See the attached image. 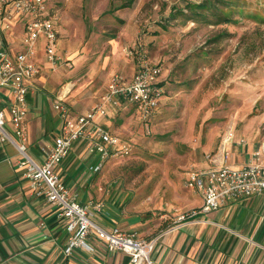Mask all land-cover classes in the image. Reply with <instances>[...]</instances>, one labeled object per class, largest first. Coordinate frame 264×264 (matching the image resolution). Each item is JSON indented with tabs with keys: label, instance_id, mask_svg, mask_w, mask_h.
I'll list each match as a JSON object with an SVG mask.
<instances>
[{
	"label": "rangeland",
	"instance_id": "rangeland-1",
	"mask_svg": "<svg viewBox=\"0 0 264 264\" xmlns=\"http://www.w3.org/2000/svg\"><path fill=\"white\" fill-rule=\"evenodd\" d=\"M46 1L57 13L60 58L44 59V80L67 103L85 95L99 103L108 76L130 67L124 49L133 45L164 77L165 96L148 118L128 103L117 110L113 128L130 153L99 171L106 176L98 202L113 196L122 215L144 211L183 222L179 194L200 201L186 172L200 167V155L222 150V136L211 140L216 133L246 130L242 138L253 136V153L264 161V0Z\"/></svg>",
	"mask_w": 264,
	"mask_h": 264
},
{
	"label": "crops",
	"instance_id": "crops-1",
	"mask_svg": "<svg viewBox=\"0 0 264 264\" xmlns=\"http://www.w3.org/2000/svg\"><path fill=\"white\" fill-rule=\"evenodd\" d=\"M56 31L58 34L57 28ZM6 34H10L11 38L5 39ZM22 37L23 22L15 18L12 27L1 33L2 46L15 54L24 49ZM58 50L59 37L57 53ZM126 57L130 67L123 66L119 72L130 78L137 68V59L127 54ZM44 59L43 42L40 40L35 56L40 72L33 79L26 114L27 153L36 162H40L43 157L40 147L53 141L61 124L60 114L53 108L59 95L51 92L53 83L44 80L45 71L50 67ZM109 76L102 94L106 90ZM159 79L164 87V97L162 70ZM0 91V108L7 111L13 100L11 91L9 88H2ZM62 98L71 117L88 110L95 102V97L89 95L77 99L72 97L70 103H67L64 96ZM124 103L121 102L119 106L106 105V115L97 118L114 135L118 129L114 130L113 122L118 115L117 110L122 109ZM5 129L11 132L8 120ZM244 131L246 132L244 129L239 132L231 130L233 138L224 144L227 132L224 131L222 135L216 133L211 140L222 136L220 142L223 151L219 148L218 153L208 159L205 158L209 153L200 155L201 164L196 169L218 166L222 162L229 165L248 162L255 146L251 141L253 136L246 134L249 138L246 141L242 138ZM87 146L86 140L74 141L56 171L69 189L70 196L94 210L91 219L96 225L105 230L113 227L121 231L134 230L138 232L137 236L155 239L151 252V259L155 264H264V194L234 199L219 209L197 212L183 222H167L163 215L154 218L151 212L144 211L129 210L122 215L119 201L113 196L106 199V203L103 199V204L98 202L104 192L102 182L106 175L104 172L89 170L91 158L87 156ZM212 147L208 144L205 151H202L209 152ZM223 154H226L225 160ZM20 159L17 148L11 142L0 139V264H131L129 254L108 249L104 242L92 236L88 238L91 250L74 248L66 253L64 249L69 237L66 221L57 214L56 206L45 195L33 192L30 181L19 166ZM108 161L109 159L104 162L102 170L110 166ZM193 192L200 201H195L190 193L179 194L178 211L201 208L202 197ZM92 202L95 204L91 205Z\"/></svg>",
	"mask_w": 264,
	"mask_h": 264
},
{
	"label": "built area",
	"instance_id": "built-area-1",
	"mask_svg": "<svg viewBox=\"0 0 264 264\" xmlns=\"http://www.w3.org/2000/svg\"><path fill=\"white\" fill-rule=\"evenodd\" d=\"M56 17L57 13L46 0H0V90L9 88L13 98L7 111L0 108V139L11 142L19 151V166L30 181L33 192L45 195L56 206L57 214L65 219L69 232L64 249L66 253L74 248L91 250L88 238L92 236L104 242L108 249L129 254L131 264H155L151 259L155 239L148 240L133 232H123L117 227L105 230L96 225L91 219L88 205H82L70 196L56 167L76 140L88 142L87 156L91 158L88 168L92 172L100 171L104 162L112 157L128 155L129 145L103 127L97 118L106 115V105L119 106L121 102L131 104L144 119L148 118L164 94L159 79L161 69L146 57L141 47L133 45L124 51L136 57L135 72L130 78L121 72L113 73L99 103L71 117L62 95L59 96L53 103V108L61 118L59 133L50 144L40 147L43 157L40 162H36L28 155L26 145L28 94L33 88L34 77L40 72L35 61L40 40L47 61L52 64L59 61ZM15 18L23 22L24 49L12 54L2 46L1 33L12 27ZM7 120L11 132L5 129ZM232 138L233 133L227 132L223 144ZM253 156L248 162L239 165L222 162L209 168L189 169L185 183L201 195L203 203L199 210L179 214L177 220L189 219L197 212L219 209L234 199L264 194L262 154L255 152ZM223 159H226V154H223Z\"/></svg>",
	"mask_w": 264,
	"mask_h": 264
},
{
	"label": "trees",
	"instance_id": "trees-1",
	"mask_svg": "<svg viewBox=\"0 0 264 264\" xmlns=\"http://www.w3.org/2000/svg\"><path fill=\"white\" fill-rule=\"evenodd\" d=\"M132 2H133V0H124L120 7L129 6Z\"/></svg>",
	"mask_w": 264,
	"mask_h": 264
},
{
	"label": "bare ground",
	"instance_id": "bare-ground-1",
	"mask_svg": "<svg viewBox=\"0 0 264 264\" xmlns=\"http://www.w3.org/2000/svg\"><path fill=\"white\" fill-rule=\"evenodd\" d=\"M262 146H263V148H264V141H263V145H262Z\"/></svg>",
	"mask_w": 264,
	"mask_h": 264
}]
</instances>
